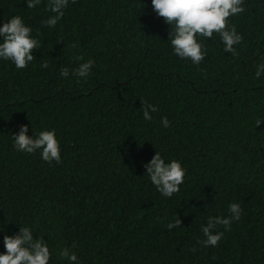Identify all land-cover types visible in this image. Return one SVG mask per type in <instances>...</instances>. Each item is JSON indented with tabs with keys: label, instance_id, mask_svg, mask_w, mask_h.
<instances>
[{
	"label": "trees",
	"instance_id": "16d2710c",
	"mask_svg": "<svg viewBox=\"0 0 264 264\" xmlns=\"http://www.w3.org/2000/svg\"><path fill=\"white\" fill-rule=\"evenodd\" d=\"M244 8L229 18L243 36L238 54L214 34L194 65L172 54L170 26L151 0H70L55 28L40 23L49 15L43 3L0 0V22L22 15L40 41L26 68L0 60L4 232L27 222L50 248L74 245L82 264H264V74L254 75L264 0ZM88 58L86 80L59 75ZM142 101L157 107L150 121ZM21 124L29 135L55 128L61 161L17 152ZM157 150L187 169L170 198L145 173ZM230 202L241 205L240 219L216 246L198 243L201 225L227 215ZM173 219L180 225L169 230ZM49 264L67 262L53 254Z\"/></svg>",
	"mask_w": 264,
	"mask_h": 264
},
{
	"label": "clouds",
	"instance_id": "9594fccd",
	"mask_svg": "<svg viewBox=\"0 0 264 264\" xmlns=\"http://www.w3.org/2000/svg\"><path fill=\"white\" fill-rule=\"evenodd\" d=\"M27 9H36L42 3L49 13L40 21L42 26L55 28L62 19L70 0H25ZM152 11L170 26L168 43L171 52L181 60L190 61L199 65L207 54L204 43L206 38L214 34L223 45V50L237 55L236 45H239L243 36L229 18L245 11L244 0H151ZM75 47V45H73ZM40 48L38 34L33 33L31 25L25 22L22 15L14 14L0 22V60L12 63L15 68H26L34 59L33 50ZM255 77L259 79L264 74V54H258ZM95 61L88 58L79 62L75 67H62L61 77H75L86 80L92 72ZM42 68L48 67V61L43 60ZM143 119L150 121L152 113L157 111L154 104L142 101ZM256 120V125L261 123ZM164 128L169 127L168 118L161 117ZM12 146L17 152L26 154L39 153L40 158L51 164L59 163L61 157L60 141L55 128L43 127L39 131L28 134V125L21 124L18 131L12 135ZM147 178L163 197H172L179 192L184 183L187 169L179 159L166 157L156 151L151 159L144 164ZM241 205L230 202L227 205V215L209 216L206 223L201 225L203 239L197 242L204 246H216L225 231L231 228L232 222L239 220L242 213ZM180 225L179 219L167 223L170 230ZM223 226V231L220 230ZM2 234L3 251H0V264H49L53 254L67 264H82L74 245L62 246L58 249L50 248L49 242L44 239L45 232L34 235L33 225L25 222L18 227V231L11 234Z\"/></svg>",
	"mask_w": 264,
	"mask_h": 264
}]
</instances>
